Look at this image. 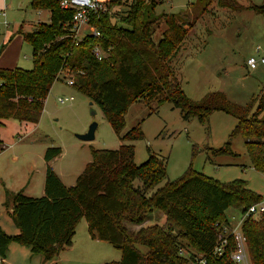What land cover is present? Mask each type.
<instances>
[{
  "label": "trees",
  "instance_id": "16d2710c",
  "mask_svg": "<svg viewBox=\"0 0 264 264\" xmlns=\"http://www.w3.org/2000/svg\"><path fill=\"white\" fill-rule=\"evenodd\" d=\"M58 1L29 0L32 10L48 12V21L36 22L29 31H16L30 46L32 65L29 69L0 68V126L7 120L37 123L51 84L66 70L62 80L70 81L99 107L121 143L115 148H90L89 160L69 185L62 183L48 163L60 152L59 146H47L43 193L32 196L21 189L5 190L3 202H10L9 215L18 231L7 233L0 227V264L9 242L25 245L44 259L54 257L71 242L81 217L91 237L120 251L117 260L100 264H232L230 242L221 253L214 251L216 226L228 221V206L238 207L243 214L262 196L244 179L219 181L193 170L158 184L166 175L164 158L147 150V157L135 163L130 141L142 137L139 123L121 130L128 106L153 97L157 105L169 102L184 118L195 117L200 123L211 112L221 111L235 120L228 135H241L251 166L264 170V92L252 99L256 101L252 110L250 105L228 102L219 92L192 101L170 66L185 40L186 25L196 19L191 8H200V14L210 2L231 9L239 6L233 0H195L185 10L155 13L160 1L129 0L120 12L115 8L123 1L106 0L103 9L89 14L88 23L98 36L87 33L75 40L70 29L73 9L60 8ZM245 7L264 21V4ZM160 22L164 27L155 40L153 25ZM4 46L0 45V52ZM95 46L99 57L93 53ZM211 151L233 153L228 140ZM153 209L161 211L163 223H142ZM128 224L138 226L132 229ZM240 229L250 264H264V213L244 216Z\"/></svg>",
  "mask_w": 264,
  "mask_h": 264
},
{
  "label": "rangeland",
  "instance_id": "374dc122",
  "mask_svg": "<svg viewBox=\"0 0 264 264\" xmlns=\"http://www.w3.org/2000/svg\"><path fill=\"white\" fill-rule=\"evenodd\" d=\"M28 1L3 0V10H0V44L5 43L6 37L20 24L24 30H28L30 26L27 22L48 21V12L42 10L36 14L29 7ZM121 1L124 5L115 8L120 12L129 0ZM154 1H160L154 8L155 13H175L188 9L187 6L195 2ZM233 2L239 7L231 9L210 2L200 14V8H191V14L196 15V19L190 26L186 25L185 40L170 60V66L176 82L190 100L198 101L209 93L219 92L228 102L240 106L250 105L252 110L256 105L252 99L264 92V63L259 62L260 58L264 59V21L259 13L245 6L262 5L264 0ZM195 9H198L197 12ZM163 27L162 22L153 25L155 40ZM12 48L4 55V60L11 62V58L16 57L15 66L31 68L28 43L21 41L18 48ZM4 49L0 54L3 55ZM249 57L256 60L254 69L246 64ZM63 74L67 76L66 70L61 72ZM61 75L51 84L37 123L18 124L9 121L0 126V193L2 187L17 189L21 183L28 182L23 189L25 194H42L41 181L45 168L43 151L47 146H59L60 152L48 163L62 183L68 185L74 182L76 174L89 160L90 148H115L121 143L99 107L93 102L89 104L90 100L78 93L66 80H62ZM69 97L72 99L63 103L57 100ZM92 121L96 122L93 138L84 140L74 135L75 132H84ZM123 121L121 132L127 131L135 123H139L142 132L141 138L130 141L133 144L135 163L147 157V150L164 158L166 175L158 184L165 179L175 180L186 171L193 170L219 181L244 179L250 189L264 198V170L251 166L241 135H228L235 124L232 116L213 111L205 123H200L195 117L184 118L180 110L172 107L169 102L157 105L153 97L130 104L123 115ZM11 124L19 127L13 128ZM226 140L233 153L215 154L211 151ZM7 208L4 203H0L2 214L7 215ZM225 215L233 223L238 220L240 209L234 205L228 206ZM142 223L161 224L163 215L160 210L153 209ZM128 226L133 229L138 225ZM87 237L86 221L81 217L75 225L69 253L75 254L80 241ZM21 247L22 255L17 258L27 261L24 254L27 248ZM119 255L117 248L100 239L87 257L75 259L73 255L56 264H100L117 260Z\"/></svg>",
  "mask_w": 264,
  "mask_h": 264
},
{
  "label": "built area",
  "instance_id": "2783aa9c",
  "mask_svg": "<svg viewBox=\"0 0 264 264\" xmlns=\"http://www.w3.org/2000/svg\"><path fill=\"white\" fill-rule=\"evenodd\" d=\"M106 0H59L58 4L60 8L73 9V15L71 17V31L72 36L75 40L80 39L87 33H91L94 36H98V32L88 23L89 14L93 11L103 9V2ZM95 56L99 57L101 52L97 46L93 48ZM260 63H264V59L260 58ZM247 66L252 69L256 65V60L253 57H249L246 60ZM70 83V81H68ZM72 98H58L59 103L70 101ZM264 213V198L260 199L256 203L249 205L243 214H240L237 221L230 223L228 220L226 223H220L216 226L217 240L214 245V251L221 253L224 245H231L229 251V259L232 264H250L246 243L245 235L240 229V223L244 216L252 215L257 216L258 214ZM216 225V222H215ZM228 235V236H227ZM228 239V240H227ZM180 253H185L184 249L179 250ZM195 253V252H194ZM199 257L198 253H195ZM195 256V257H196ZM2 260V258H1ZM198 262L203 260L198 259Z\"/></svg>",
  "mask_w": 264,
  "mask_h": 264
},
{
  "label": "crops",
  "instance_id": "0c3cea01",
  "mask_svg": "<svg viewBox=\"0 0 264 264\" xmlns=\"http://www.w3.org/2000/svg\"><path fill=\"white\" fill-rule=\"evenodd\" d=\"M2 2L3 0H0V10H3V6H2ZM28 5H29V1H28ZM34 11V10H33ZM42 10H38V11H34L36 14L39 13ZM36 22H42L40 20H37L35 22H27V24L29 23V29L28 30H24L22 28V24L18 25L17 29H15L10 35H8V37H6V42H5V46L7 44L8 41H10L14 36L15 39H13L6 47L4 46V50H3V55L0 54V68H12L15 66V60L16 57L11 58V62H6V60H4V55L6 54V52L11 49L12 47L14 48L15 46H19L20 42L22 41L21 37L19 34H16V31L18 29H21V31H29L31 30V28L33 27V25ZM4 44L3 42L0 44L2 45ZM12 48V49H13ZM1 53V52H0ZM255 68V67H254ZM252 68V69H254ZM11 120H7L4 122V124L8 123ZM12 123V122H10ZM20 124V123H18ZM14 127H19V126H15L16 124H11ZM52 159V158H51ZM59 177V176H58ZM42 182V191H43V181ZM26 184H28V182L26 183H21L17 189H21L22 191H24L23 189L25 188ZM69 185V184H68ZM7 188L2 187L1 193H0V203H4V199H5V190ZM14 188H8L7 190H17ZM24 193V192H23ZM5 206H7V215H4L0 212V227L7 233H15L18 231L17 227L15 226V224L13 223L10 215H9V210H10V202L8 201ZM87 238L88 239H82L80 242V246L78 249H76V253H69L71 250V245H72V240L71 243H69L68 245L63 246L58 253L50 258V259H44V257L42 256V254L40 253H33L30 252L29 248L25 245L16 243V242H9L7 244V248L5 250V254L4 257L2 258V263L3 264H54L57 263V261H60L64 258L73 256L75 257V259H82L84 257L88 256V253L90 251H93V248L97 242V238L91 237L87 231ZM17 244V245H16ZM21 246H25V248H27V251H24V254L26 255V259L27 261H22L21 259H18L17 256L18 255H22V249L23 247ZM26 252V253H25ZM72 254V255H70Z\"/></svg>",
  "mask_w": 264,
  "mask_h": 264
},
{
  "label": "water",
  "instance_id": "95a60500",
  "mask_svg": "<svg viewBox=\"0 0 264 264\" xmlns=\"http://www.w3.org/2000/svg\"><path fill=\"white\" fill-rule=\"evenodd\" d=\"M92 102L89 101V104H91ZM95 127H96V122L95 121H92L86 128V130L84 132H75L74 135L80 139H84V140H87V139H91L93 138V135H94V130H95Z\"/></svg>",
  "mask_w": 264,
  "mask_h": 264
}]
</instances>
